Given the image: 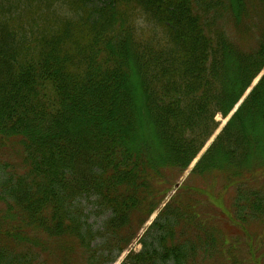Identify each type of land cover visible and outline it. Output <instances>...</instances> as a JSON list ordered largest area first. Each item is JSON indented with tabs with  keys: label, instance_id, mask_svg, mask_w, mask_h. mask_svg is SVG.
<instances>
[{
	"label": "trees",
	"instance_id": "obj_1",
	"mask_svg": "<svg viewBox=\"0 0 264 264\" xmlns=\"http://www.w3.org/2000/svg\"><path fill=\"white\" fill-rule=\"evenodd\" d=\"M263 71L264 0H0V264H113ZM215 175L247 239L176 191L121 264L264 263V74L189 181Z\"/></svg>",
	"mask_w": 264,
	"mask_h": 264
},
{
	"label": "rangeland",
	"instance_id": "obj_2",
	"mask_svg": "<svg viewBox=\"0 0 264 264\" xmlns=\"http://www.w3.org/2000/svg\"><path fill=\"white\" fill-rule=\"evenodd\" d=\"M220 119V118H218ZM223 122V121H222ZM225 121L223 122V124ZM209 145V144H208ZM208 145L206 147H208ZM205 147V149H206ZM204 149V150H205ZM203 150V151H204ZM4 151L0 149V162L3 159ZM200 157V156H199ZM192 167H190L179 179H171V183H173V187L170 189V193L167 195V198L165 200V204L167 201L174 195L178 194L180 192L179 198L184 200L186 197H190L194 202L199 203V212H201L204 216H207L209 218H213L215 215L216 222L219 223V226H221V229L224 231L226 235L231 236H239L238 238L241 240L247 239V236L245 233L241 230H238L234 228L231 224H229L227 218H219L217 215L219 214L216 207L212 206L210 203H215L216 206H220L224 208L225 206H230V203L232 201V192H230V188L227 187L226 184H224L222 178L218 177V175H215L211 178L209 181H206L203 183V178H198L201 182L199 184L198 180L192 179L189 181V173L191 171ZM188 176V177H187ZM175 180V181H174ZM177 180V181H176ZM198 188V193L193 196V194H190L194 188ZM184 188V189H183ZM177 191V193H176ZM176 193V194H175ZM216 201V202H215ZM210 202V203H209ZM164 204V205H165ZM78 206L83 208V213L86 217L87 224L91 226L93 233L96 231H101L102 224L107 218V215H101L97 212L96 206L94 205L93 199H83L79 202ZM163 208V204L158 208V210L149 218V220L144 224L142 229L140 230L138 236L136 239H134L129 246L128 250L124 253H122L118 259L113 264H121L124 257L128 254V252H139L142 248L141 246V240L143 239L144 233L146 230L151 226V224L154 222L158 215V211ZM256 224L250 225L251 232L248 230L249 234L252 236H249L251 239L250 242L247 243L246 247H243L244 250L243 253L245 254H252V256H256L260 258V256L263 254V252L258 253V246L256 244V238L257 234L259 233L260 229ZM243 242V241H241ZM99 243V240H96L95 243H93V247ZM235 249H238V246H235ZM236 251V250H235ZM255 264V262L253 261ZM52 264V263H50ZM264 264V263H261Z\"/></svg>",
	"mask_w": 264,
	"mask_h": 264
}]
</instances>
